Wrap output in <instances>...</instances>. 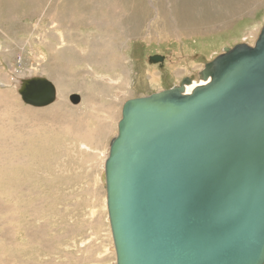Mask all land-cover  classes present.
I'll return each instance as SVG.
<instances>
[{
    "label": "rangeland",
    "instance_id": "rangeland-1",
    "mask_svg": "<svg viewBox=\"0 0 264 264\" xmlns=\"http://www.w3.org/2000/svg\"><path fill=\"white\" fill-rule=\"evenodd\" d=\"M179 1L0 0V264H115L101 177L124 103L198 77L264 27V0L187 17ZM31 77L55 103L22 101Z\"/></svg>",
    "mask_w": 264,
    "mask_h": 264
},
{
    "label": "water",
    "instance_id": "water-1",
    "mask_svg": "<svg viewBox=\"0 0 264 264\" xmlns=\"http://www.w3.org/2000/svg\"><path fill=\"white\" fill-rule=\"evenodd\" d=\"M200 75L123 105L102 180L117 264H264V27ZM18 93L57 99L45 77Z\"/></svg>",
    "mask_w": 264,
    "mask_h": 264
},
{
    "label": "bare ground",
    "instance_id": "bare-ground-1",
    "mask_svg": "<svg viewBox=\"0 0 264 264\" xmlns=\"http://www.w3.org/2000/svg\"><path fill=\"white\" fill-rule=\"evenodd\" d=\"M202 3V4H201ZM181 4V8H180V11H178L179 12V14H181V16H186V14L187 15H193L194 14V12H195V7H196V5H202V6H204V4L206 5L207 4V0H180L179 1V3H178V5H177V7H176V9L178 8V6ZM198 12V11H197ZM195 15V14H194ZM187 17V16H186ZM189 18V17H188ZM256 44V43H255ZM230 48H233V47H230ZM222 54V53H221ZM212 62V61H211ZM186 78H188V77H186ZM190 78H192V83H191V87H188L187 86V92L186 93H188V94H190V93H192V91L196 88V87H198V86H203V85H205V84H207V81H205L202 77H201V75H200V73H199V75H198V77L197 76H192V77H190ZM110 80V79H109ZM182 81V80H181ZM180 81V82H181ZM173 88V87H172ZM170 89V88H169ZM143 97H146V96H143ZM137 98V97H136ZM57 100V99H56ZM128 101V100H127ZM126 101V102H127ZM56 102V101H55ZM54 102V103H55ZM125 102V103H126ZM81 103V102H80ZM124 103V104H125ZM52 105V104H51ZM50 106V105H49ZM48 107V106H47ZM123 109V108H122ZM122 118V117H121ZM119 124V123H118ZM112 142V141H111ZM111 145V144H110ZM110 153V152H109ZM107 160V159H106ZM105 169H106V164H105ZM103 175H105V171L102 173V180H103ZM104 184H105V182H104ZM107 190V189H106ZM107 202H108V200H107ZM107 210H108V204H107ZM108 216H109V213H108ZM109 222H110V220H109ZM113 236V235H112ZM112 250H114L115 251V245L112 247ZM115 264H117V262H115Z\"/></svg>",
    "mask_w": 264,
    "mask_h": 264
}]
</instances>
